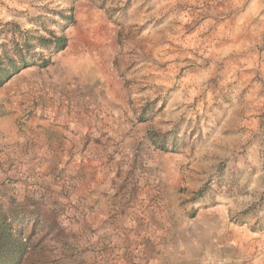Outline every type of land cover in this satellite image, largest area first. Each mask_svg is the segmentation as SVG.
I'll return each instance as SVG.
<instances>
[{"label":"rangeland","instance_id":"1","mask_svg":"<svg viewBox=\"0 0 264 264\" xmlns=\"http://www.w3.org/2000/svg\"><path fill=\"white\" fill-rule=\"evenodd\" d=\"M54 34L0 85V142L91 146L108 198L82 208L61 171L7 161L0 192L41 209L19 264H148L165 243L176 264H264V0H0L18 62Z\"/></svg>","mask_w":264,"mask_h":264},{"label":"crops","instance_id":"2","mask_svg":"<svg viewBox=\"0 0 264 264\" xmlns=\"http://www.w3.org/2000/svg\"><path fill=\"white\" fill-rule=\"evenodd\" d=\"M33 125L34 122L31 121V126ZM40 130L44 129L40 128ZM6 147L0 142V168L6 166L9 161H12L17 167H20L21 163H23L31 172L40 171L39 173L42 176L61 171L63 176L62 185L65 187V190L69 191L68 196L70 200L79 204L82 208L91 203H95L99 197L104 201L108 198L104 195L97 194L98 191L94 189L97 183L91 180L89 177L90 173H87V171H89L88 167L91 165L89 159L95 158L90 156L91 146L82 152V147H79L77 141L74 143L67 140L62 146L58 141H48L47 143L42 141H31L26 142L23 149L16 148L19 147L18 145L15 147L9 146V149ZM8 156L11 157V160H7ZM13 173L16 176L17 173L15 171H13ZM84 174H87L86 179L84 178ZM111 177L112 176H110L108 180L112 182L113 177ZM111 191H113V189H111ZM128 220L131 221V219L127 218V221ZM137 227L138 226H136V228ZM138 228L140 229V227ZM138 233H140V231H138ZM156 241L154 240V242H152L155 244ZM149 242L151 243V241ZM142 243H144V240ZM165 244L166 245L163 244L164 246L162 248L164 252L159 253V251L156 250L151 254H149L145 245H140L141 247L138 246L140 249L148 252L145 253L148 264H176V256L170 251L171 246L167 243ZM156 246L158 247V243Z\"/></svg>","mask_w":264,"mask_h":264},{"label":"trees","instance_id":"3","mask_svg":"<svg viewBox=\"0 0 264 264\" xmlns=\"http://www.w3.org/2000/svg\"><path fill=\"white\" fill-rule=\"evenodd\" d=\"M9 24L13 25V23ZM14 26L19 27L16 24ZM12 30L9 27L7 31ZM3 32H6V30H3ZM23 39L22 46L18 42L16 44L18 53L21 56L19 62L9 53L5 44H0V85H3L24 66L35 63L29 60V57L32 58L34 54L32 51L34 43L32 41L36 40L38 44L44 45L52 53L58 52L66 46V38L56 34L50 37L33 35L28 38L24 36ZM49 63V59H44L41 65L47 66ZM164 149H167V147H164ZM30 201L36 203L29 197L22 198L17 194L9 195L3 191L0 192V264H19L30 248L29 236H23L25 234L23 232L25 224H28L29 221L33 222L34 229L41 219V209L39 206L30 207Z\"/></svg>","mask_w":264,"mask_h":264}]
</instances>
